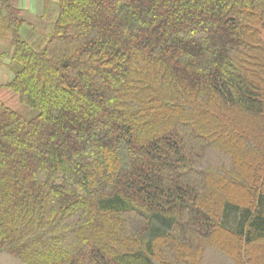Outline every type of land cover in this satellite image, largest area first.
Returning a JSON list of instances; mask_svg holds the SVG:
<instances>
[{
  "label": "trees",
  "instance_id": "16d2710c",
  "mask_svg": "<svg viewBox=\"0 0 264 264\" xmlns=\"http://www.w3.org/2000/svg\"><path fill=\"white\" fill-rule=\"evenodd\" d=\"M56 1L0 0V258L264 264V0Z\"/></svg>",
  "mask_w": 264,
  "mask_h": 264
},
{
  "label": "rangeland",
  "instance_id": "374dc122",
  "mask_svg": "<svg viewBox=\"0 0 264 264\" xmlns=\"http://www.w3.org/2000/svg\"><path fill=\"white\" fill-rule=\"evenodd\" d=\"M10 2L15 7H17L16 4H14L15 3L14 0H10ZM47 6H48L46 8L47 10H45L46 13L42 14L41 12L38 11L39 9L40 10L43 9L42 1L34 0L33 9H37V12H39V14H37L38 17L36 18V20L33 21L34 26L29 27V28L27 27V29H23V33H25V36H27L28 34L30 35V33H31L30 38L36 39L35 41L28 39V42L30 43V45L36 49L40 48L41 45L43 44V42L46 41L47 38L49 37V33L51 31L53 22L55 20L57 12H58V4H57L56 0H51V2ZM18 8H20V10H21L20 16L22 17L24 9H22L19 6H18ZM4 12L5 11L1 12L0 23L2 21V16L6 14ZM0 33H1V31H0ZM3 41L8 42L7 40H5V37L0 36V42H3ZM6 82H7V78H0V97L8 105H11L17 111L26 115L27 117H31L32 115L37 113V110L29 108V107L25 106L24 104L20 103L19 101H17L15 94L11 90L6 88V86H5ZM218 241H220L219 244L222 246H223V241L225 243H228V244L229 243L234 244V243H232V242H234V240L231 237L219 239ZM0 257H1V255H0ZM207 257L208 258L206 259V264H229V261H227L226 258H225L226 260L223 259L221 255H219L217 252H214V251H212V253L210 255L208 254ZM7 263H8V260H6L4 258H0V264H7Z\"/></svg>",
  "mask_w": 264,
  "mask_h": 264
},
{
  "label": "crops",
  "instance_id": "0c3cea01",
  "mask_svg": "<svg viewBox=\"0 0 264 264\" xmlns=\"http://www.w3.org/2000/svg\"><path fill=\"white\" fill-rule=\"evenodd\" d=\"M16 4V6L21 7L22 9H24L23 11V19L25 20V23L23 25L24 28H22V33H23V29H27V27H32L34 26V20H36V18L38 17L37 14H39V12H41L42 14H45L46 12H44V10H38L39 12H37V9H33V3L34 0H14ZM38 1H42V0H38ZM24 38H26V40L28 41V39L30 40H36L34 38H30V35L28 34L27 36H25V33H23ZM6 40V39H5ZM10 46L9 42H0V78H7V81L10 80L12 78V73L10 72V70L7 67V55L5 51H8ZM11 47V46H10Z\"/></svg>",
  "mask_w": 264,
  "mask_h": 264
}]
</instances>
